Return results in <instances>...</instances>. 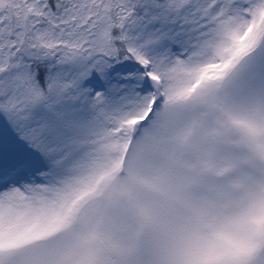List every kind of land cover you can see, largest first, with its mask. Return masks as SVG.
I'll list each match as a JSON object with an SVG mask.
<instances>
[{"label": "snow or ice", "instance_id": "6c2138e0", "mask_svg": "<svg viewBox=\"0 0 264 264\" xmlns=\"http://www.w3.org/2000/svg\"><path fill=\"white\" fill-rule=\"evenodd\" d=\"M0 264H264V0H0Z\"/></svg>", "mask_w": 264, "mask_h": 264}]
</instances>
